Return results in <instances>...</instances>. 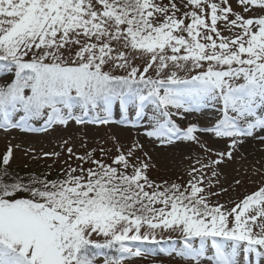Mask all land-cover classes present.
<instances>
[{"label": "snow or ice", "instance_id": "snow-or-ice-1", "mask_svg": "<svg viewBox=\"0 0 264 264\" xmlns=\"http://www.w3.org/2000/svg\"><path fill=\"white\" fill-rule=\"evenodd\" d=\"M209 109L210 123L190 119ZM71 124L143 129L205 159L183 183L158 182L139 141L97 158L60 137V151H25L59 160L55 176L52 165L22 174L9 145L0 264H264V181L220 202V166L249 138L264 142V0H0V130Z\"/></svg>", "mask_w": 264, "mask_h": 264}, {"label": "rangeland", "instance_id": "rangeland-1", "mask_svg": "<svg viewBox=\"0 0 264 264\" xmlns=\"http://www.w3.org/2000/svg\"><path fill=\"white\" fill-rule=\"evenodd\" d=\"M214 116V111L209 109L204 114L194 115L190 119L193 122L198 121L199 124H208ZM60 137L64 139L71 138L70 142L74 149L81 153L85 151L84 148L80 147L81 139L86 140L88 149H97L95 153L97 158L100 157L99 149L101 148L107 150L110 156H114L121 146L130 147L135 141H139L144 146L143 150L147 151L151 157L152 167L149 174L152 179L158 182L183 183L189 179L188 172L191 167L199 168V165L195 163L196 157L199 156L201 159H205V153L195 143L178 142L174 145L162 146L144 136L143 129H133L118 124L109 126H77L71 124L67 128L57 131L35 133L18 129L0 130V157L6 153L9 145H20L19 148L14 147L13 149L12 163L17 171L22 174L32 169L44 171L48 165H52V175L55 176L62 167L59 160L55 164L53 163L54 157L33 160L31 159L32 153L26 155L25 151L28 148L35 149L34 154L36 155H39L41 150L43 152L60 151ZM203 138L214 150L227 149V141L225 140L214 139L210 134L205 135ZM136 155H142V152L137 151ZM212 158H216L215 153H213ZM60 159L65 160L67 156L62 155ZM71 162L75 163L74 160ZM220 167L222 169L221 181L228 188V192L221 195L220 202L228 201L227 206L230 208L233 206L232 200H241L247 194L257 190L261 181H264V142H261L258 136L249 138L240 151L234 153V159ZM256 170H259V173ZM237 179L241 180L239 185L235 184ZM157 259H160V257ZM163 259L165 260L164 264L187 263L181 259H170L167 256H164ZM144 260V258H137L133 264H142Z\"/></svg>", "mask_w": 264, "mask_h": 264}]
</instances>
